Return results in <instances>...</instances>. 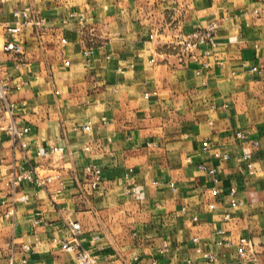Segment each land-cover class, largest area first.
Wrapping results in <instances>:
<instances>
[{"label":"crops","instance_id":"1","mask_svg":"<svg viewBox=\"0 0 264 264\" xmlns=\"http://www.w3.org/2000/svg\"><path fill=\"white\" fill-rule=\"evenodd\" d=\"M24 7L44 25L16 38L21 56L1 54L14 117L32 131L28 149L15 148L1 128L9 115L0 113V261L76 264L52 241L69 237L71 220L98 264L198 262L195 237L216 264H238L243 236L264 264V0H0V48L3 27ZM212 22L217 48L206 55L201 47L182 63L177 34ZM88 123L89 131L73 130ZM37 145L68 153L39 158ZM30 165L59 175L62 191L57 181L47 189L24 183L17 192L28 201L7 218L13 177ZM90 165L102 173L97 189ZM200 165L215 168L219 182Z\"/></svg>","mask_w":264,"mask_h":264},{"label":"built area","instance_id":"2","mask_svg":"<svg viewBox=\"0 0 264 264\" xmlns=\"http://www.w3.org/2000/svg\"><path fill=\"white\" fill-rule=\"evenodd\" d=\"M259 9H255L253 14L259 15ZM13 18L16 20L15 24H8L3 27L5 41L0 48V113H7L9 115L6 123L1 127L6 129L10 135L11 141L14 144L15 148H20L22 151H26L29 147V142L27 137L30 135L32 128L29 125H22L14 117L13 111L15 109V103L10 100V85L9 82L2 75V62L1 54H13L16 56H21L23 54V46L17 41V37L22 35L27 28L35 27L39 30L43 28L44 20L34 12L29 7H24L23 9H18L13 12ZM219 28L218 22H212L204 28H200L191 33L180 32L177 34L176 39L172 43L173 50L177 52L179 59L182 63H185L186 60L195 56V51L201 47H207L205 52L206 55H211L212 51L217 48V30ZM62 43L65 44L66 40L63 39ZM86 55H90L89 52ZM205 66H208L205 64ZM91 123L82 125L80 127H74V131H89ZM239 137H243L242 134H239ZM258 145L257 143L255 146ZM90 147L85 148L86 151H90ZM204 151H210L211 147L206 142L203 144ZM67 150L63 146H36V155L39 158L43 159H58L61 160L67 156ZM216 156L219 157L220 154L216 153ZM224 159H229V155H223ZM242 160L245 164V167L250 174L254 173V163L252 160V154L246 153L243 154ZM200 170L207 172L210 176L213 177L215 182H219L216 177V169L208 168L206 165H200ZM86 171L91 176L89 185L92 189H97L100 187L102 181L101 170L94 165H90L86 168ZM55 181L59 183V188L57 193L62 191V183L60 181L59 175L55 176H43L36 166H21L19 172H17L12 180V187L14 192L10 195L9 201H4L3 204L8 205V211L5 214L7 218H12L14 216L15 207L18 203H27L28 198L26 195L19 194L17 189H19L22 184H31L32 186L38 188L47 189ZM169 186L176 191L175 184L173 182L169 183ZM137 188L133 186L128 190L129 194H136ZM237 193L236 189H231L232 194V207L238 205V201L235 198ZM52 201L56 200V196H51ZM185 211L186 209L183 208ZM264 212V210H263ZM231 218L230 214H225L224 219L228 221ZM37 224L40 223L38 220ZM67 227L69 231V237L67 239L63 238H53V242L58 244L64 251L73 253L75 255L76 264H98L96 258L91 254L90 251L86 250L79 244V237L82 232L81 225L78 222L67 220ZM221 239L217 242L218 245H222L223 237L226 234L225 230L220 229L217 231ZM195 244V252L201 255L200 261L192 262L187 261L186 264H216L218 256L214 251H204L200 246L199 237L193 239ZM23 251L30 252L32 247L29 245L22 246ZM170 251V246L168 242H164L160 252L162 254L168 253ZM237 258L238 264H259V258L257 252L255 251V245L252 239L248 236L240 237L237 241ZM138 258H136L137 260ZM0 264H14V257L11 256L8 262H1ZM151 264H162L159 260H153Z\"/></svg>","mask_w":264,"mask_h":264}]
</instances>
